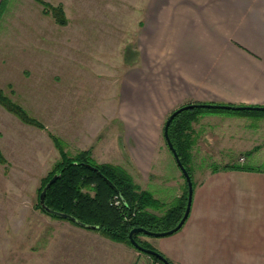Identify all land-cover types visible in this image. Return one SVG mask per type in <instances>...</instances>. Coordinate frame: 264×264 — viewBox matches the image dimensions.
I'll list each match as a JSON object with an SVG mask.
<instances>
[{"label": "rangeland", "instance_id": "374dc122", "mask_svg": "<svg viewBox=\"0 0 264 264\" xmlns=\"http://www.w3.org/2000/svg\"><path fill=\"white\" fill-rule=\"evenodd\" d=\"M2 1L0 88L45 127L23 122L0 104V150L7 159L0 163V264H134V254H91L95 247L84 227L50 215L38 202L42 179L60 158L51 133L68 142L77 135L97 150L98 163L125 165L127 139L117 118V94L123 74L137 61L143 0H46L63 5L65 25L37 0H0V7ZM231 116L239 118L238 126L230 125ZM195 118L189 163L195 185L214 168L243 164L245 155L249 164L264 167V113L202 111ZM161 138L163 187L154 191L165 199L177 188L185 192L187 183L163 130ZM116 143L122 154L112 157L109 146Z\"/></svg>", "mask_w": 264, "mask_h": 264}, {"label": "crops", "instance_id": "0c3cea01", "mask_svg": "<svg viewBox=\"0 0 264 264\" xmlns=\"http://www.w3.org/2000/svg\"><path fill=\"white\" fill-rule=\"evenodd\" d=\"M140 28L137 61L123 74L117 94L126 152L117 143L109 147L112 157L122 154L126 166L117 165L170 204L183 196L182 189L165 199L154 191L163 187L157 157L166 149L161 135L167 117L191 103L264 106V0H143ZM238 121L228 119L234 126ZM73 125L71 131L81 132ZM72 136L65 142L74 152L90 149L96 155ZM244 158L241 165H251ZM251 166L209 171L194 187L184 225L152 242L142 240L172 264H264V167ZM85 231L95 247L91 254L121 252L134 254V264L154 261L98 230Z\"/></svg>", "mask_w": 264, "mask_h": 264}, {"label": "trees", "instance_id": "16d2710c", "mask_svg": "<svg viewBox=\"0 0 264 264\" xmlns=\"http://www.w3.org/2000/svg\"><path fill=\"white\" fill-rule=\"evenodd\" d=\"M37 1L44 6L43 11L45 13H51L57 23L67 24V17L62 4L54 6L46 0ZM4 8L5 3L3 2L1 3L0 13ZM0 104L23 122L39 128L45 127L40 120L32 116L24 106L14 101L2 88H0ZM202 111L264 113L261 110H226L201 107L184 110L172 120L169 127V136L181 161L191 175L194 187L195 182L189 167V163L193 158L192 149L196 142L193 137L192 122L196 120L195 116L198 112ZM50 136L59 151L60 158L42 179L38 207L43 211L54 217L70 220L79 226L98 230L113 241L126 243L133 247L135 246L129 237L133 228L144 227L152 231H166L176 226L182 218L188 198L187 181L183 196L177 201L167 204L137 183L123 166L112 163H98L93 158L90 149L71 153L67 150V143L62 138L52 133ZM0 163H7V159L3 156L1 150ZM91 166L96 167L98 170ZM222 168L240 170L252 169L254 166L227 164ZM218 169L220 168H214L213 170ZM55 176L57 178L46 190L45 206L51 210L49 211L42 206L40 196ZM115 196L120 199L118 205L113 203ZM157 211L162 213H157ZM58 213L72 216L77 222ZM142 234L144 233H139L136 240L141 245L154 249L148 242L140 238ZM151 257L158 260L154 256Z\"/></svg>", "mask_w": 264, "mask_h": 264}, {"label": "water", "instance_id": "95a60500", "mask_svg": "<svg viewBox=\"0 0 264 264\" xmlns=\"http://www.w3.org/2000/svg\"><path fill=\"white\" fill-rule=\"evenodd\" d=\"M201 107H205V108H218V109H226V110H261L264 111V106H251V105H230V104H214V103H191V104H185L180 106L179 108L175 109L167 118L165 125H164V130H163V134H164V138L166 140L167 146L170 149V151L172 152L179 168L181 169L182 173L184 174L186 181L188 183V198H187V205H186V209L184 211V214L182 216V218L180 219V221L178 222V224L176 226H174L173 228L166 230V231H152V230H148L144 227H135L130 231L129 237L130 240L132 242V244L135 246V248H137L138 250H140L141 252H145L150 256H154L156 257L158 260L162 261L164 264H172L165 256H163L160 252H158L155 249L152 248H148L145 247L143 245H141L137 240H136V236L139 233H144L146 235H151V236H155V237H163V236H167L170 234H173L175 232H177L186 222L190 210H191V205H192V200H193V194H194V185H193V181L191 178V175L189 173V171L187 170V168L185 167V165L183 164V162L180 159V156L176 150V148L174 147L170 136H169V127L170 124L172 122V120L182 111L184 110H188V109H193V108H201ZM92 168H94L95 170H98L96 167L91 166ZM57 178V176H55L49 183L48 185L44 188V190L41 193L40 196V202L42 204V206L44 208H46L47 210H49L46 206H45V196H46V190L47 187L50 186V184ZM106 179V178H105ZM108 182H110L108 180ZM111 183V182H110ZM51 211V210H49ZM59 215H62L64 217L70 218L74 221L77 222V220L75 218H73L72 216L66 215V214H61L58 213ZM79 222V221H78Z\"/></svg>", "mask_w": 264, "mask_h": 264}, {"label": "built area", "instance_id": "2783aa9c", "mask_svg": "<svg viewBox=\"0 0 264 264\" xmlns=\"http://www.w3.org/2000/svg\"><path fill=\"white\" fill-rule=\"evenodd\" d=\"M113 203L115 204V205H118L119 203H120V199H119V197L118 196H115L114 197V199H113ZM152 264H164L162 261H160V260H158V261H153V263Z\"/></svg>", "mask_w": 264, "mask_h": 264}]
</instances>
